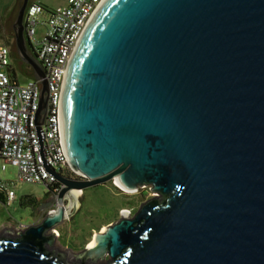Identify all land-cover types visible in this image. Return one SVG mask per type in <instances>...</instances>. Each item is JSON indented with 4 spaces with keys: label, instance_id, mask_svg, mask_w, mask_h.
<instances>
[{
    "label": "water",
    "instance_id": "obj_1",
    "mask_svg": "<svg viewBox=\"0 0 264 264\" xmlns=\"http://www.w3.org/2000/svg\"><path fill=\"white\" fill-rule=\"evenodd\" d=\"M28 3L13 35L41 81L40 131ZM59 127L78 179L51 171L46 214L0 232V264H264V0H101L65 68ZM109 181L156 196L74 256L55 250L78 192Z\"/></svg>",
    "mask_w": 264,
    "mask_h": 264
},
{
    "label": "built area",
    "instance_id": "obj_2",
    "mask_svg": "<svg viewBox=\"0 0 264 264\" xmlns=\"http://www.w3.org/2000/svg\"><path fill=\"white\" fill-rule=\"evenodd\" d=\"M101 0H67L63 6L46 11L39 3H30L24 14V34L34 56L44 71L47 85V108L40 131L37 112L41 81L34 78L25 84L11 61L10 48L0 46V159L17 168V181L44 184L57 193L60 185L51 171L69 169L62 153L59 127V97L65 68L75 42ZM47 12L46 36L34 41L38 17ZM70 170V169H69ZM55 184L57 186L53 187ZM8 201L15 193L1 181Z\"/></svg>",
    "mask_w": 264,
    "mask_h": 264
},
{
    "label": "crops",
    "instance_id": "obj_3",
    "mask_svg": "<svg viewBox=\"0 0 264 264\" xmlns=\"http://www.w3.org/2000/svg\"><path fill=\"white\" fill-rule=\"evenodd\" d=\"M21 1L22 0H15L6 11L0 9V38H2L6 44L0 46H8L9 48L11 46L14 37L12 25ZM30 3L32 2H29L28 5ZM27 76L30 79L33 78V72L31 71ZM121 199L124 203L123 194L116 190L112 184L106 185L104 189L100 190L85 189L78 192L74 207H71V216L55 229L54 249L60 252L66 251L70 256H74V254L88 247L94 233L113 223V220L95 223L101 210L109 209L112 203H120ZM14 201H16V196L12 202ZM19 201L21 206L26 209L25 216L29 218L28 223L21 225L15 224L12 217L6 214L3 204H7L10 201L7 200L4 189L0 188V232L6 230V228H11L13 230L12 234L15 235L17 231H24L28 226L37 223L47 212L43 210V200L37 199L32 195L21 196ZM123 209L131 210L128 206L119 207L115 213V219L119 217L118 212Z\"/></svg>",
    "mask_w": 264,
    "mask_h": 264
},
{
    "label": "rangeland",
    "instance_id": "obj_4",
    "mask_svg": "<svg viewBox=\"0 0 264 264\" xmlns=\"http://www.w3.org/2000/svg\"><path fill=\"white\" fill-rule=\"evenodd\" d=\"M15 0H0V9L1 10H7L11 5L14 3ZM67 0H30V2L34 3H39L44 6H46L47 9H54L60 6H63L66 3ZM39 24L35 28V36H34V41L35 42H40L43 40V38L46 36L47 33V28H46V22L48 19L47 12H44V14H41L39 17ZM1 34V32H0ZM1 36V35H0ZM0 45H6L5 42L3 41L2 38H0ZM30 47V46H29ZM30 50L32 51L31 47ZM16 72L18 75V82L20 84H25L30 78L22 72L20 69L16 68ZM3 162L0 159V168L2 166ZM1 181L9 187L12 191H14L15 196H16V201L8 202L7 204H3V207L6 211V214L10 217H12L13 222L16 224H26L28 223L27 216H25L26 209L23 208L20 204L19 198L24 195H32L37 199L43 200L48 193V187L45 186L44 184H38V183H21L17 181V168L11 165H6L5 170L0 174ZM111 181L99 184L90 188H87L86 190H97V189H104L106 185H110ZM150 187H144L138 189L136 193H125L127 196H135V199L137 201H134V204H129L133 205L132 209L130 210L131 213L134 212L138 209L140 204L148 201L149 199L153 198L156 196L155 194H152L150 191ZM124 206L122 199L120 200V203H112L110 204L109 209H102L101 213H99L96 222L99 223L101 221H108V220H113L115 222L117 219L116 218V211L118 210L119 207ZM100 212V210H99ZM132 213V214H134ZM118 215L120 216V211L118 212Z\"/></svg>",
    "mask_w": 264,
    "mask_h": 264
},
{
    "label": "flooded vegetation",
    "instance_id": "obj_5",
    "mask_svg": "<svg viewBox=\"0 0 264 264\" xmlns=\"http://www.w3.org/2000/svg\"><path fill=\"white\" fill-rule=\"evenodd\" d=\"M14 21H15V19H14ZM12 27H13V25H12ZM10 50H11V54H12V65H13V67L15 69L18 68L21 71H23L25 74L29 75L30 72L32 71V69H31V67L29 65H27L25 62H23L21 60L20 56L18 55V52H17V49H16V45H15V41H14V37H13V40H12V43H11V46H10ZM28 51L32 55H34L33 52L30 50L29 45H28ZM61 175L65 176L67 178H70V179H78V177L75 174H73L72 172H68V171L62 172ZM57 185L58 184H55L53 187H55ZM51 193L46 194L45 198L43 199L42 204H44V203L47 202V199L49 198V196H50Z\"/></svg>",
    "mask_w": 264,
    "mask_h": 264
},
{
    "label": "trees",
    "instance_id": "obj_6",
    "mask_svg": "<svg viewBox=\"0 0 264 264\" xmlns=\"http://www.w3.org/2000/svg\"><path fill=\"white\" fill-rule=\"evenodd\" d=\"M29 2H30V0H29ZM42 5V4H41ZM43 6V8L46 10V11H48L49 9H47L46 8V6H44V5H42ZM30 46V45H29ZM68 172H71L69 169L67 170ZM111 184H112V186L116 189V190H118L119 192H121L122 194H123V192L121 191V190H119L114 184H113V182L111 181ZM123 198H124V206H128V207H130L131 209L133 208L131 205H129V204H134V201H137V199H135V196H127L126 194H123ZM132 213H134V212H132Z\"/></svg>",
    "mask_w": 264,
    "mask_h": 264
},
{
    "label": "bare ground",
    "instance_id": "obj_7",
    "mask_svg": "<svg viewBox=\"0 0 264 264\" xmlns=\"http://www.w3.org/2000/svg\"><path fill=\"white\" fill-rule=\"evenodd\" d=\"M93 245V241L90 242L89 246H92Z\"/></svg>",
    "mask_w": 264,
    "mask_h": 264
}]
</instances>
